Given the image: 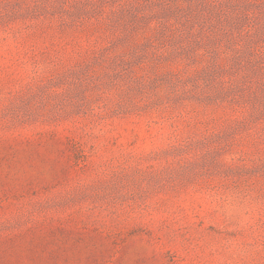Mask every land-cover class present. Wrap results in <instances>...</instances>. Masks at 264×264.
I'll return each instance as SVG.
<instances>
[{"label":"rangeland","instance_id":"1","mask_svg":"<svg viewBox=\"0 0 264 264\" xmlns=\"http://www.w3.org/2000/svg\"><path fill=\"white\" fill-rule=\"evenodd\" d=\"M0 264H264V0H0Z\"/></svg>","mask_w":264,"mask_h":264}]
</instances>
